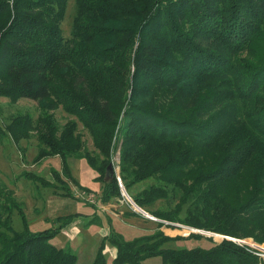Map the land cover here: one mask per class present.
Masks as SVG:
<instances>
[{
  "label": "trees",
  "instance_id": "1",
  "mask_svg": "<svg viewBox=\"0 0 264 264\" xmlns=\"http://www.w3.org/2000/svg\"><path fill=\"white\" fill-rule=\"evenodd\" d=\"M67 3L0 0V96L62 105L74 117L65 127L44 121L35 161L58 156L70 175L67 160H85L96 181L103 173L110 180L102 188L109 202L120 195L108 173L119 151L126 190L150 179L162 184L136 195L139 207L226 237L209 249H180L165 247L183 239L163 232L127 241L111 229L92 264H108L106 241L117 250L113 264H264L262 251L235 242L264 245V48L255 54L264 0H77L70 43L60 28ZM249 51L260 64L246 63ZM20 124L27 122L9 128L14 138ZM26 177L58 192L42 177ZM170 194L174 209L151 211ZM24 206L0 183V264H78L72 250L51 243L78 215L59 217L54 232H33Z\"/></svg>",
  "mask_w": 264,
  "mask_h": 264
},
{
  "label": "rangeland",
  "instance_id": "2",
  "mask_svg": "<svg viewBox=\"0 0 264 264\" xmlns=\"http://www.w3.org/2000/svg\"><path fill=\"white\" fill-rule=\"evenodd\" d=\"M76 10L77 0H68L66 14L60 24L62 37L67 43L71 42ZM257 48L259 49L255 54L258 56L264 48V37ZM242 58L246 59V63L248 64L258 65L261 62L255 58L254 52L251 53L250 51L243 53ZM51 103L52 102H50V104ZM49 117L53 118L60 127H65L68 121L74 119V117L67 114L62 105L53 110L48 107L43 108L41 103L32 100H11L7 97L0 96V183L8 189L14 190L18 202H23L25 205L24 213L31 231H56V228H58L61 223L58 221L59 218L53 220V222L49 221V223H47V218H49L47 204L48 198H50L49 193L53 192L54 195L63 197V189L69 187L71 191L70 193L73 197H64L84 203L92 213L87 219L84 218L78 222L80 223L79 228L85 227L88 229L93 225L99 226L104 220H106L108 222H106L107 226L103 224V228L110 226V231L111 229H114L116 232L119 230L123 236L125 235L124 237L127 241H132L137 238H147L156 233L163 232L167 237L183 239L181 241L169 242L165 245V247L180 249H209L215 243H221L226 238L223 235L195 229L184 224L161 220L153 216L147 211V209L139 207L134 201V197L140 194L143 190L148 189L151 185L159 187L162 184L155 179H150L134 185L130 190H126L121 179L119 151L114 152L110 164L112 163L115 168L120 195L114 197L113 200L109 202L103 201L102 188L104 182H110V180H108L103 173L100 178L102 181H96L95 178L98 177L99 174L92 170L85 160L74 158L68 159L67 166L71 171L70 175L63 171V162L58 156L35 161V157L38 153L36 136L41 132L44 121ZM17 120L26 121L27 125L25 128L20 124V134L14 138L10 134L9 128L10 126L12 127ZM79 133L83 136L86 148H88L90 152L95 153L96 151L92 138L86 130L83 129L81 124L79 125ZM53 172L59 174L58 178H60V180H57V176L55 177ZM26 176L42 177L50 184L54 185L58 192H54L51 188L46 189L40 184L39 186H36L30 180L26 179ZM170 198L171 194L166 200L156 201L151 211L154 212L158 209L169 211L170 209H174L176 202L173 200L168 202ZM107 205H109V209L106 210L104 207H107ZM44 207V212H42L41 215H38ZM65 208L68 209L60 214H67L66 216H69L68 214L70 213L81 212L82 210V207L77 206L76 203L66 205ZM113 210L118 216H112L111 218L106 216L104 219V214ZM185 211L186 208L181 215L182 218L186 216ZM88 218L89 222H87ZM112 218L116 219L118 222L113 224ZM122 219L126 221H138L145 225L146 228L143 229L142 233L141 231L138 232L133 226H129L131 223L129 224V222H126L128 225L124 224ZM12 224L14 230L17 232L24 229V223L19 213L14 212ZM159 224H162V226L159 227ZM100 234V228L93 230L90 233L83 229L82 234H78L72 239L71 233L61 232L51 241V243L58 247L72 250L78 257V264H92L96 257L98 247L102 243ZM191 235H199L200 238L198 240L194 238L192 239ZM208 239H211L212 242ZM239 241L245 244L248 243L254 245L258 247L259 251L264 253V245L255 243L253 239H247L245 241L235 240L237 243H239ZM105 245L104 253L107 256V262L108 264H113V260L117 256V251L116 256L114 257V251L106 250L107 247H113L110 246L108 241H106ZM144 264H164V262L161 258H152L146 260Z\"/></svg>",
  "mask_w": 264,
  "mask_h": 264
},
{
  "label": "crops",
  "instance_id": "3",
  "mask_svg": "<svg viewBox=\"0 0 264 264\" xmlns=\"http://www.w3.org/2000/svg\"><path fill=\"white\" fill-rule=\"evenodd\" d=\"M47 189V188H46ZM49 197L50 198H48V202H47V200H46V202H47V204H48V216H49V218H47V223H49V221H52L53 222V220H55V219H57V218H59V217H62V216H66L67 214H60V213H62L63 211H66L68 208H65L66 207V205H69V204H72V203H76L77 204V206H80V207H82V210H81V212H75V213H70V214H68V215H78V218H76V220L70 225V226H68L67 228H65V229H63V233H66V232H69V233H71V237H72V239H74V237L76 236V235H78V234H82V232H83V229H84V231L86 230V231H89V233L90 232H92L93 230H97L98 228H100L101 229V234H100V237H101V242H102V240L105 238V237H107L109 234H110V226L109 227H107V228H103V226L104 225H106L107 226V221L106 220H104L103 222H102V224L101 225H93V226H91L90 228H88V229H86L85 227H80L79 228V226H80V223H78V222H80V220H82V219H87V217L90 215V214H92L91 213V211H89L88 210V207L84 204V203H82V202H79V201H77V200H75V199H69V198H65V197H60V196H57V195H54V193L52 192H50L49 193ZM70 202H68V201ZM108 206L109 205H107V207H104L106 210L107 209H109L108 208ZM79 208V207H78ZM44 209H45V207L43 208V210L40 212V213H38V215H41L42 214V212H44ZM121 212V211H120ZM36 213V212H35ZM120 214V213H119ZM122 214V213H121ZM105 215V217H104V219L106 218V216H108V217H112V216H115V217H117L118 215H117V213H114V210L113 211H108V213H106V214H104ZM103 218V217H102ZM90 220H92V219H90ZM103 220V219H102ZM112 220H113V224L114 223H117L118 221L116 220V219H114V218H112ZM115 220V221H114ZM87 222H89V218H88V221ZM107 222V223H106ZM122 222L124 223V224H127L126 222H129V226H133V228H135V229H137L138 230V232H140L141 231V233L143 232V229H145L146 227H145V225H143V224H141V223H139L138 221L136 222V221H126V220H123L122 219ZM104 224V225H103ZM103 225V226H102ZM128 225V224H127ZM116 228V227H115ZM75 229H77V230H75ZM116 230H117V228H116ZM82 231V232H81ZM119 233H121L119 230H117ZM122 234V233H121ZM125 236V235H124ZM72 241H74V240H72ZM100 246V245H99ZM99 248V247H98ZM106 250H108V251H114L115 252V255H114V257L116 256V249L115 248H110V247H107L106 248ZM113 257V258H114Z\"/></svg>",
  "mask_w": 264,
  "mask_h": 264
},
{
  "label": "water",
  "instance_id": "4",
  "mask_svg": "<svg viewBox=\"0 0 264 264\" xmlns=\"http://www.w3.org/2000/svg\"><path fill=\"white\" fill-rule=\"evenodd\" d=\"M108 173L110 175H115V168H114V165L112 163L108 166Z\"/></svg>",
  "mask_w": 264,
  "mask_h": 264
},
{
  "label": "built area",
  "instance_id": "5",
  "mask_svg": "<svg viewBox=\"0 0 264 264\" xmlns=\"http://www.w3.org/2000/svg\"><path fill=\"white\" fill-rule=\"evenodd\" d=\"M239 243H242L241 241H239ZM245 244V243H244ZM246 244H248V243H246ZM251 245V244H250ZM252 247H254V248H257L258 249V247H256V246H254V245H251ZM264 256V255H263Z\"/></svg>",
  "mask_w": 264,
  "mask_h": 264
}]
</instances>
